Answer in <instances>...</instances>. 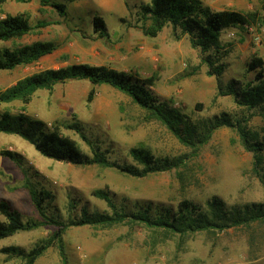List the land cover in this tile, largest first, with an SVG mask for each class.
Listing matches in <instances>:
<instances>
[{
	"label": "rangeland",
	"instance_id": "374dc122",
	"mask_svg": "<svg viewBox=\"0 0 264 264\" xmlns=\"http://www.w3.org/2000/svg\"><path fill=\"white\" fill-rule=\"evenodd\" d=\"M149 0H4L0 18L24 13L32 30L13 40H0V50L13 44L50 40L55 49L38 60L0 70V93L19 80L45 69L73 63L102 65L143 82L153 101L176 120L191 140L210 135L196 153L130 96L109 84L87 79L55 83L11 101H0V112L25 114L70 137L89 157L98 150L112 166L76 164L42 155L18 134L0 132V197L22 220L42 218L23 183L38 191L47 225L0 238V264H26L22 255L1 251L16 246L27 255L51 237L33 264H264V220L194 232L152 225L172 221L178 204L192 205L195 218H212V198L229 214L249 216L264 210V24L258 20L264 0H201L212 10L248 13L244 25L220 30L218 44L207 51L192 45L179 27L165 25L155 36L142 32L140 7ZM53 3L66 7L61 16ZM38 20L49 24L34 27ZM148 23V22H147ZM104 30L105 35H100ZM213 63L209 66L205 59ZM256 58L260 67L250 68ZM234 87L237 99L218 91ZM261 71L259 75L258 71ZM150 81V82H149ZM150 83V84H147ZM252 89L260 91L248 106ZM251 92V93H249ZM257 95V94H256ZM227 119L234 126L220 124ZM236 121L248 140L259 143V172L252 170V152L243 147ZM140 149L153 162L181 159L178 166L134 174L145 166L131 150ZM15 154V159L1 153ZM100 191L106 193L108 202ZM109 215L108 224H71L84 215ZM135 213L146 215L148 221ZM0 218H3L0 216ZM63 249V256L59 251ZM63 257L64 262H63Z\"/></svg>",
	"mask_w": 264,
	"mask_h": 264
},
{
	"label": "trees",
	"instance_id": "16d2710c",
	"mask_svg": "<svg viewBox=\"0 0 264 264\" xmlns=\"http://www.w3.org/2000/svg\"><path fill=\"white\" fill-rule=\"evenodd\" d=\"M4 0H0L2 3ZM25 1V0H19ZM53 6L58 10L61 16L66 15V7L61 3H53ZM262 14L258 16L261 24H264V3L261 5ZM140 20L142 22L141 29L145 35L155 36L161 29L170 24L173 27H179L182 33L188 34L193 46L198 47L200 51H207L211 46L218 44V36L221 29L226 27H236L244 25L248 21V13H241L234 10H212L209 6L204 5L201 0H149L140 7ZM148 22V23H147ZM48 21L38 20L34 27H44L48 25ZM33 26L30 25L28 17L24 13L7 14L0 18V40L8 41L20 38L24 34L29 33ZM100 35H105L104 30L100 31ZM56 45L50 40H37L24 44H13L11 47H4L0 50V70H11L19 65H26L38 60L43 55L51 53ZM205 62L212 66V62L205 59ZM262 60L260 58L253 59L249 63V67H260ZM221 67L216 66L207 70V74L215 75L218 82V91L222 93L232 94L237 99V91L234 87H229L223 91L219 87V75ZM259 75L261 71H258ZM130 76L123 72H116L108 70L102 65H89L86 63H73L60 68L45 69L39 73L27 76L19 80L13 86L7 88L0 93V101L7 102L16 98L23 97L38 88H51L55 83L63 82L71 79H87L93 87L87 94V100H91L94 96L95 85L109 84L112 87L122 91L131 97V99L142 107L147 113L148 117L152 118L167 129H169L180 142L188 145L193 153H196L199 146L210 135L211 127L206 133L205 137L198 140H191L184 136L170 113H167L163 108L156 105L153 101L151 92L147 85L143 82H132ZM150 82V81H149ZM150 84V83H147ZM252 93L246 101L248 106L254 104L257 100L258 91L252 89ZM257 94V95H256ZM220 124H227L234 126L232 122L223 119ZM237 129L239 131L242 145L245 149L252 152L253 162L252 170L257 174L259 172L258 166L260 164V150L259 143L249 141L245 131L241 127L240 121H236ZM0 132L18 134L31 144L42 155L62 161H68L76 164H98L102 166H112L106 157L98 150L93 152V155L82 153L75 142L68 136L59 132L58 128L51 129L45 125L41 120L31 118L25 114H10L9 112H0ZM143 151L131 150L132 155L144 164V168L139 170H131L134 174L144 175L149 171L167 169L172 166H178L181 159L168 160L164 159V163H157L152 165L153 160L142 154ZM1 153L12 159H15V154L8 150H3ZM27 188L31 201L36 208L37 213L42 218L41 220L27 219L22 220L19 213L10 207L7 200L0 197V238H4L20 230H31L39 226L47 225L52 222L45 214L38 191L26 179L23 183ZM100 194L110 202L109 196L100 191ZM209 205L213 208L219 207L220 211L213 210L212 218H195L190 215L191 207L189 202L182 200L178 204L177 215L172 218V221L165 217H158L152 220V225L169 226V228L180 232H194L199 230H208L212 228H224L237 224H248L250 218L255 217L256 220H264V210L260 209L259 213L249 216L247 209L243 214L235 212L234 216L227 219L226 211L221 206L222 202L217 198H212ZM135 217L143 218L148 221L146 215L135 213ZM113 220L109 215H102L100 213L93 216L84 215L78 222L71 221V224H95L101 222L108 224ZM53 237L49 238L44 245L35 249L31 254H25L22 249L16 246H4L1 251L10 255H22L27 258L26 264H33L36 258L42 251L51 243ZM60 254L63 256V249L59 244ZM63 257V262H64Z\"/></svg>",
	"mask_w": 264,
	"mask_h": 264
}]
</instances>
